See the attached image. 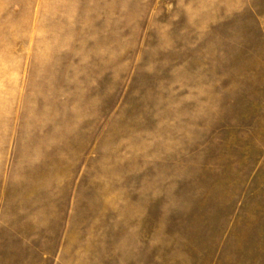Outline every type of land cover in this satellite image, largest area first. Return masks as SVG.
Segmentation results:
<instances>
[{"label":"rangeland","instance_id":"374dc122","mask_svg":"<svg viewBox=\"0 0 264 264\" xmlns=\"http://www.w3.org/2000/svg\"><path fill=\"white\" fill-rule=\"evenodd\" d=\"M0 264H264V0H0Z\"/></svg>","mask_w":264,"mask_h":264}]
</instances>
